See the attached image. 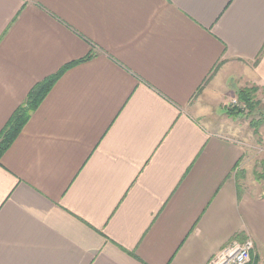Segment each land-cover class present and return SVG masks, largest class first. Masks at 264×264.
<instances>
[{"label":"crops","instance_id":"obj_1","mask_svg":"<svg viewBox=\"0 0 264 264\" xmlns=\"http://www.w3.org/2000/svg\"><path fill=\"white\" fill-rule=\"evenodd\" d=\"M262 50L264 0H0V133L74 64L0 159V264H209L247 237L264 264L225 110L264 91Z\"/></svg>","mask_w":264,"mask_h":264},{"label":"trees","instance_id":"obj_2","mask_svg":"<svg viewBox=\"0 0 264 264\" xmlns=\"http://www.w3.org/2000/svg\"><path fill=\"white\" fill-rule=\"evenodd\" d=\"M263 53L264 50L260 52L259 56L256 59V63L259 62ZM72 65L74 64L67 65L58 73L49 76L48 78L34 86V88L29 93L26 102L14 112V114L11 116L10 120L0 133V159L2 155L14 143V141L24 128L25 124L30 119L32 113L38 108V106L50 92L56 81L60 78L64 71ZM259 91L260 87L258 86L245 87L237 91L238 99L247 105L250 112H252L259 104V102L256 100V95ZM241 112L242 111L238 109H233L230 114L238 116L241 114ZM259 121H256L254 123H257L258 125L259 123H261Z\"/></svg>","mask_w":264,"mask_h":264},{"label":"rangeland","instance_id":"obj_3","mask_svg":"<svg viewBox=\"0 0 264 264\" xmlns=\"http://www.w3.org/2000/svg\"><path fill=\"white\" fill-rule=\"evenodd\" d=\"M243 88L245 87H242V89ZM233 99H237L242 107L231 104ZM256 100L259 104L250 112L247 105L238 99L236 92L234 96L228 97L225 110L230 118L229 121L238 128L242 136L249 142L248 147L250 148V155H252V158L248 165V176H244V180L250 178L253 182L260 183L264 182V91L261 89L256 95ZM233 109H238L242 112L240 115L234 116L230 114ZM256 121L261 123L257 125V123H254Z\"/></svg>","mask_w":264,"mask_h":264},{"label":"built area","instance_id":"obj_4","mask_svg":"<svg viewBox=\"0 0 264 264\" xmlns=\"http://www.w3.org/2000/svg\"><path fill=\"white\" fill-rule=\"evenodd\" d=\"M231 104L242 107L237 99H233ZM254 249L255 242L251 237L243 241L235 240L215 254L209 264H250Z\"/></svg>","mask_w":264,"mask_h":264}]
</instances>
